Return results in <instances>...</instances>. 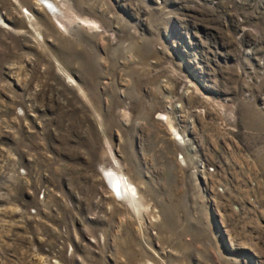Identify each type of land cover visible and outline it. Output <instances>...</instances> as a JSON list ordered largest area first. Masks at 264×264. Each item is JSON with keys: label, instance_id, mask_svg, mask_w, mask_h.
<instances>
[{"label": "rangeland", "instance_id": "rangeland-1", "mask_svg": "<svg viewBox=\"0 0 264 264\" xmlns=\"http://www.w3.org/2000/svg\"><path fill=\"white\" fill-rule=\"evenodd\" d=\"M0 264H264V0H0Z\"/></svg>", "mask_w": 264, "mask_h": 264}, {"label": "bare ground", "instance_id": "bare-ground-1", "mask_svg": "<svg viewBox=\"0 0 264 264\" xmlns=\"http://www.w3.org/2000/svg\"><path fill=\"white\" fill-rule=\"evenodd\" d=\"M43 4L46 7H49L51 10H55L58 7V0H42ZM31 13L28 12L26 17L29 19L30 23H33V15H29ZM162 120L166 123L167 128L169 131L177 136L178 138L182 139L179 132L175 129L173 122L170 120L169 117L166 115H161ZM105 180L109 188L111 189L112 194L114 197L120 198H128L131 202L133 207L136 209L137 206V198L139 196L138 187L135 186L133 182L129 180L123 173L113 172L112 169L106 170L105 173Z\"/></svg>", "mask_w": 264, "mask_h": 264}]
</instances>
